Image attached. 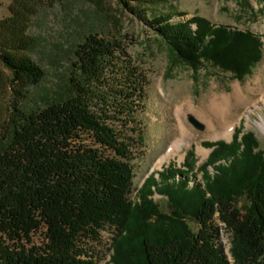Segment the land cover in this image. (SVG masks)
Listing matches in <instances>:
<instances>
[{"label":"trees","instance_id":"obj_1","mask_svg":"<svg viewBox=\"0 0 264 264\" xmlns=\"http://www.w3.org/2000/svg\"><path fill=\"white\" fill-rule=\"evenodd\" d=\"M11 10L0 20V62L16 93L0 137V264H96L107 228L109 264H264V148L255 134L240 126L230 142H205L212 150L200 180L190 150L183 165L134 187L145 71L119 39L90 33L75 47L68 95L26 110L16 87L36 85L46 72L27 53L31 13ZM151 14L150 26L193 69L210 62L242 79L261 57L262 41L249 30ZM220 223L231 233L232 261Z\"/></svg>","mask_w":264,"mask_h":264},{"label":"rangeland","instance_id":"obj_2","mask_svg":"<svg viewBox=\"0 0 264 264\" xmlns=\"http://www.w3.org/2000/svg\"><path fill=\"white\" fill-rule=\"evenodd\" d=\"M21 8L31 13L28 34L34 41L27 53L46 72L40 83L16 87L22 92L21 103L26 110L46 106L68 95L75 47L90 33L119 39L147 74L145 108L139 114L144 146L132 161L134 187L139 188L151 173L171 163L183 165L190 150L195 153L196 179L200 180L198 167L212 150L205 142H230L240 126L242 133L252 131L264 148V131L259 126L264 118V86L259 88L256 83L259 77H264V0H132L130 6L123 0H0V20L12 15L11 9ZM151 13H172V22L200 17L212 24L249 30L262 41L261 57L242 79L210 62L193 69L150 26ZM11 76V71L0 62V137L5 131L3 118L16 97ZM223 96L230 101L218 118L227 121L233 131L224 135L223 128L218 126L219 135H216L210 125L213 116L205 114L202 108L207 110L214 97L219 102ZM190 117L203 128L196 127ZM174 142L176 149L161 160ZM155 197L162 209L168 211L167 202L159 195ZM132 198L137 199L135 193ZM220 224L221 240L232 261L231 233ZM191 225L195 227L192 222ZM113 233L111 228L101 232L100 242L96 244V264L111 261ZM42 240L41 232L32 235L34 244Z\"/></svg>","mask_w":264,"mask_h":264},{"label":"bare ground","instance_id":"obj_3","mask_svg":"<svg viewBox=\"0 0 264 264\" xmlns=\"http://www.w3.org/2000/svg\"><path fill=\"white\" fill-rule=\"evenodd\" d=\"M256 83L260 86L259 88H262L264 86V77H259L257 80H256ZM236 90H238L236 88ZM261 90V89H260ZM240 91V89H239ZM230 98H228L227 96H223V99L219 102L217 101V97H214L212 99V102L211 104L208 106V109H204L202 108V111L205 113V114H208L210 116H213V118L210 120L211 123V128H213V130H215V134L219 135V132H217L216 130L219 129L218 126L222 127L223 130L222 132L225 134H229L233 131V127L230 126L227 121H220L218 116H219V112L223 111L224 107L226 105H228L229 103V100ZM261 99V98H260ZM206 108V107H205ZM222 113V112H221ZM227 117V116H226ZM259 126L260 128L264 131V118H262L261 122L259 121ZM177 147V143L174 142L172 143L167 152L163 155V157L161 158V160H164L166 158H168V156H170L172 153H173V150L176 149Z\"/></svg>","mask_w":264,"mask_h":264},{"label":"water","instance_id":"obj_4","mask_svg":"<svg viewBox=\"0 0 264 264\" xmlns=\"http://www.w3.org/2000/svg\"><path fill=\"white\" fill-rule=\"evenodd\" d=\"M190 121L198 128H203L202 124L199 123L194 117H190Z\"/></svg>","mask_w":264,"mask_h":264}]
</instances>
